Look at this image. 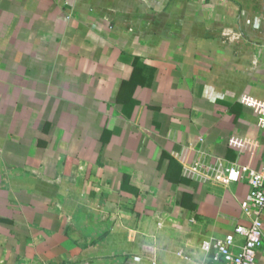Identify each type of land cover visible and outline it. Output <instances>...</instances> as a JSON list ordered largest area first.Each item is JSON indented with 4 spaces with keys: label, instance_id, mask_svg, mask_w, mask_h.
I'll return each instance as SVG.
<instances>
[{
    "label": "crops",
    "instance_id": "crops-1",
    "mask_svg": "<svg viewBox=\"0 0 264 264\" xmlns=\"http://www.w3.org/2000/svg\"><path fill=\"white\" fill-rule=\"evenodd\" d=\"M243 95L264 0H0V264H208L249 224L212 171L264 164Z\"/></svg>",
    "mask_w": 264,
    "mask_h": 264
},
{
    "label": "built area",
    "instance_id": "built-area-1",
    "mask_svg": "<svg viewBox=\"0 0 264 264\" xmlns=\"http://www.w3.org/2000/svg\"><path fill=\"white\" fill-rule=\"evenodd\" d=\"M240 103L255 114L258 128L264 130V101L243 95ZM228 145L241 151L246 144L240 138L231 137ZM197 174L198 168L193 166L188 177ZM210 178L224 187L244 178L247 180L249 192L240 202V208L249 218V224L236 226L224 236H210L200 243L199 249L208 256V264H256V255L263 239L260 215L264 212V164L259 170L247 166L216 168Z\"/></svg>",
    "mask_w": 264,
    "mask_h": 264
}]
</instances>
